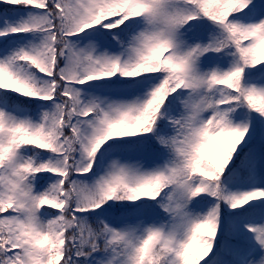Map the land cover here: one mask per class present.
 I'll return each mask as SVG.
<instances>
[{"label": "snow or ice", "instance_id": "1", "mask_svg": "<svg viewBox=\"0 0 264 264\" xmlns=\"http://www.w3.org/2000/svg\"><path fill=\"white\" fill-rule=\"evenodd\" d=\"M0 264H264V0H0Z\"/></svg>", "mask_w": 264, "mask_h": 264}]
</instances>
